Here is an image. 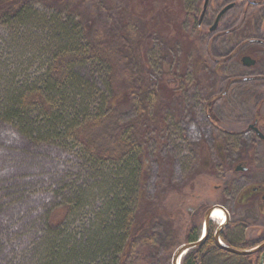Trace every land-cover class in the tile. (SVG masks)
Wrapping results in <instances>:
<instances>
[{
    "label": "rangeland",
    "instance_id": "374dc122",
    "mask_svg": "<svg viewBox=\"0 0 264 264\" xmlns=\"http://www.w3.org/2000/svg\"><path fill=\"white\" fill-rule=\"evenodd\" d=\"M27 1L31 2L25 3L24 8L29 9L30 18L35 19L33 23L19 25L0 20V264H30L29 252L41 234L47 214L55 207L61 208L75 188L92 187L99 180L76 149L33 141L1 111L9 90L29 83L47 68V57L57 47L50 38L54 32L51 20L57 17V27H61L74 6L90 11L94 6V0H57L61 4L54 0ZM202 2L185 0L187 11L179 22L189 35L197 33L195 47L200 50L185 54L186 42L169 44L166 40L164 44L156 33L146 50L153 82L152 98L158 100L165 95L167 87L173 89V95L163 110L159 131L144 134L142 128L138 130L150 138L144 147L146 180L141 198L152 203L166 195L163 202L169 217L156 220L152 238L148 243L135 245L124 264H171L173 252L185 243L182 236L188 227V216L200 206L203 209L204 203L231 208L234 193L221 195L214 186L230 184L227 171L230 178L237 162L243 161L252 176L258 175L255 181L264 178L260 175L264 174V146L249 128V125L258 127L264 134V7L243 11L246 7L234 5L210 30L218 12L239 1L209 0L196 28ZM9 6L8 0L0 1L1 8ZM73 19L78 20L77 16ZM241 19L244 21L239 32L235 26ZM248 31L255 37L262 36L261 43L241 42ZM58 36L62 35L57 32ZM241 55L254 58L256 63L242 65ZM181 65H184L183 79L176 72L171 74V69H181ZM75 70L85 78L93 76L97 97L108 93L100 72L91 65L76 66ZM173 78L176 82L171 81ZM124 84L126 79L122 80ZM131 115L128 110L124 116ZM226 134L240 136L236 140ZM222 147L229 156L216 153ZM248 149L256 154L258 151V155ZM94 196L84 208L89 211L77 217L75 227L86 226L89 218L94 219L102 209L103 198ZM168 221L176 232L175 242L172 236L165 240L161 233Z\"/></svg>",
    "mask_w": 264,
    "mask_h": 264
},
{
    "label": "trees",
    "instance_id": "16d2710c",
    "mask_svg": "<svg viewBox=\"0 0 264 264\" xmlns=\"http://www.w3.org/2000/svg\"><path fill=\"white\" fill-rule=\"evenodd\" d=\"M8 1L9 8L0 7V20L33 23L35 19L24 8L31 1ZM237 1L236 7H246L243 11L264 5V0ZM185 7V0H94L91 11L74 6L61 27H57V17L51 20L54 32L50 38L57 47L47 57V68L6 94L1 111L8 121L35 142L76 149L99 178L92 187L75 188L61 208L47 214L29 252L30 264H124L135 245L152 238L157 219L169 217L163 202L166 195L152 203L141 198L146 180L144 147L150 138L138 130L158 132L163 110L173 95V89L166 86L165 95L152 98L146 56L152 35H159L164 44L186 42L185 54L200 50L195 47L197 33L189 35L179 23ZM243 21L235 26L239 32ZM57 32L62 36L57 37ZM260 38L248 31L241 42L261 43ZM86 65L100 72L108 93L97 97L93 76L85 78L75 70ZM174 72L183 79L184 65L171 69ZM124 79L126 85H122ZM171 81L176 82L175 78ZM128 110L132 115L125 118ZM94 195L103 198L102 209L86 226L75 227L77 217L89 211L84 208ZM199 213L197 209L188 216L184 240ZM161 233L165 240L169 236L174 242L177 239L169 221ZM245 258L223 250L204 255L195 247L182 257L181 264H240Z\"/></svg>",
    "mask_w": 264,
    "mask_h": 264
},
{
    "label": "flooded vegetation",
    "instance_id": "af4514ba",
    "mask_svg": "<svg viewBox=\"0 0 264 264\" xmlns=\"http://www.w3.org/2000/svg\"><path fill=\"white\" fill-rule=\"evenodd\" d=\"M234 5L236 4L233 3L230 8ZM262 7H264V5H262ZM236 8H238V6ZM211 9L213 8H209V10ZM214 9L217 10L218 8ZM262 22L264 23V20H262ZM243 56L246 55H241L239 58L242 65ZM249 128L256 134L264 146V134L261 132L263 135H260L255 131V129L259 130L258 127L249 125ZM226 135L233 139L236 137V140L238 139L237 136H240L239 134ZM227 136L225 140H228ZM218 146L220 147V144ZM249 151H251L252 154L255 153V155H258V151L257 154L255 151ZM262 151L264 152V149ZM226 152L227 149H223V147L216 149V153L219 156H229ZM248 155L247 153V156ZM249 170V166H246L243 161H240L237 162L233 170H231L230 178V173L227 171L230 184H225L228 183L225 182L223 184L224 186L221 184L214 186L216 190L221 191L219 192L221 195L234 193L231 208L222 205L225 212V219L219 221L215 218H211L210 214L206 216V212L211 206L204 203L205 205H202L203 209L200 206L197 223L187 231L189 238L191 236H196V239L193 241H190L189 238L188 240L185 239L184 244L199 241V245L192 248H201L202 254L204 255L208 251L217 253L220 250L232 253L225 248L234 249L236 251H246L247 253L245 254L232 253L234 255L246 257L240 264H260V259L263 255L262 262L264 264V178L255 181L257 180L255 177L258 175L252 176ZM239 173L240 175H237ZM260 175L264 177V174ZM223 178H225V176ZM243 182L246 183L245 186L238 184ZM233 183H235V185Z\"/></svg>",
    "mask_w": 264,
    "mask_h": 264
},
{
    "label": "water",
    "instance_id": "95a60500",
    "mask_svg": "<svg viewBox=\"0 0 264 264\" xmlns=\"http://www.w3.org/2000/svg\"><path fill=\"white\" fill-rule=\"evenodd\" d=\"M207 3H208V0H204V3H203V7H202V10H201V13H200V16H199V21H201L203 15L205 14V11H206V7H207ZM233 4H229L227 6H225L224 8H222L220 10V12L217 14L215 20H214V23L213 25L210 27V30H213L216 28L217 26V23H218V20L219 18L221 17V15L227 10L229 9ZM242 63L243 65L245 66H251L255 63V61L250 58L249 56H243L242 57ZM255 131L261 135V133L255 129ZM213 210V208H210L207 210L206 212V216H208L209 214H211V211ZM199 245V241L197 242H194V243H188V244H181L179 247H177L175 249V251L173 252L172 254V259H171V264H180V260H181V257L186 253V251L194 246H197ZM225 248V247H223ZM229 251H231L232 253H236V254H245L247 253L246 251H236L234 249H229V248H225ZM263 256V255H262ZM262 256H261V259H260V264H263L262 262Z\"/></svg>",
    "mask_w": 264,
    "mask_h": 264
},
{
    "label": "bare ground",
    "instance_id": "6f19581e",
    "mask_svg": "<svg viewBox=\"0 0 264 264\" xmlns=\"http://www.w3.org/2000/svg\"><path fill=\"white\" fill-rule=\"evenodd\" d=\"M211 218H218V220L223 221L225 219V215L219 207H215V210L211 213Z\"/></svg>",
    "mask_w": 264,
    "mask_h": 264
}]
</instances>
